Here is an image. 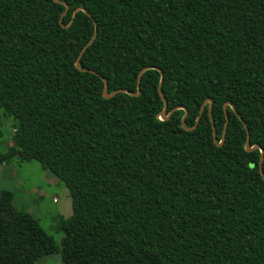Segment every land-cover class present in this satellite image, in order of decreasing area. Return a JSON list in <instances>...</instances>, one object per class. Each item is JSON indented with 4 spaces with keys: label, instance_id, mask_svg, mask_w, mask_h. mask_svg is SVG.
<instances>
[{
    "label": "trees",
    "instance_id": "16d2710c",
    "mask_svg": "<svg viewBox=\"0 0 264 264\" xmlns=\"http://www.w3.org/2000/svg\"><path fill=\"white\" fill-rule=\"evenodd\" d=\"M0 0V165L67 188L58 244L0 191V264H264V0ZM77 7L72 23L67 25ZM61 19V22H60ZM83 51L79 71L75 60ZM12 133L4 138L3 126ZM264 174V156L262 161Z\"/></svg>",
    "mask_w": 264,
    "mask_h": 264
},
{
    "label": "rangeland",
    "instance_id": "374dc122",
    "mask_svg": "<svg viewBox=\"0 0 264 264\" xmlns=\"http://www.w3.org/2000/svg\"><path fill=\"white\" fill-rule=\"evenodd\" d=\"M3 131L4 138H9L12 128L6 124ZM2 189L13 193L17 210L33 216L43 230L60 243L62 234L55 230L56 216L59 213L67 217L72 212L68 190L60 180L43 170L37 161L12 160L0 165V191ZM37 264L63 263L58 253H51L40 257Z\"/></svg>",
    "mask_w": 264,
    "mask_h": 264
},
{
    "label": "water",
    "instance_id": "95a60500",
    "mask_svg": "<svg viewBox=\"0 0 264 264\" xmlns=\"http://www.w3.org/2000/svg\"><path fill=\"white\" fill-rule=\"evenodd\" d=\"M55 1H58L60 2L61 4L65 5V10L63 11L62 14L66 13L67 9H68V5L64 2V1H59V0H55ZM78 10H81L83 12H85L89 17H91V15L86 11V9H84L83 7H77L75 8V10L73 11L72 13V17L69 21V23L67 25H63V27H68L72 21H73V18L75 17V14ZM60 22H61V19H60ZM94 23V32H93V35L92 37L90 38V40L80 49L78 55H77V58L75 60V67L79 70V71H88V72H91V73H95L97 74L103 81V89H102V96L104 98H110L112 96H114L115 94L117 93H120V92H124V93H127L129 95H133V96H137L139 95L140 93V78H141V74L149 69V68H155L154 66H146V67H143L139 72H138V75H137V80H136V88H137V91L136 92H133L131 90H127L125 88H118L112 92H108V84H107V81L105 80V78L103 76H101L100 74L96 73L94 70L92 69H88V68H82L80 66V58H81V55L83 53V51L87 48V46H89L92 41L94 40L95 36H96V31H97V23L96 21H93ZM159 72H160V80H159V83H158V87H157V91H158V94L160 95L162 101H163V108L162 110L160 111V113L158 114L159 118L162 119V120H165V119H168L169 116L172 114L173 111L177 110V109H184V114L182 115L181 117V125L184 129L186 130H192L195 128V126L197 125L198 121H199V118L201 116V113H202V110L204 108V105L206 103L209 104V116H210V120H211V126H212V139H213V142L216 144V145H221L225 139V133H226V128H227V124H228V113H227V110H226V106L229 105L232 109V111L238 116V118L240 119V121L242 122L243 124V127L245 128V132H246V140H245V150L246 151H252L254 149H259L260 151V156H259V173L264 181V174H263V170H262V161H263V156H264V150L263 148H261L258 144H253V145H250L249 143V140H250V133H249V130H248V127L247 125L245 124L244 120L239 116V114L237 113V111L235 110V107L232 103H230L229 101H226L223 105V108H224V116H225V121H224V126H223V129H222V134H221V139L219 141H217V138H216V130H215V126H214V123H213V120L211 118V99L207 98L204 100V102L202 103L201 107H200V110H199V113L196 117V120H195V123L193 126L191 127H186L185 124H184V120H185V117H186V114H187V111L185 110V108L183 106H175L173 107L171 110H169L167 112V101L165 99V97L162 95V91H161V86H162V80H163V73L160 69L156 68Z\"/></svg>",
    "mask_w": 264,
    "mask_h": 264
},
{
    "label": "crops",
    "instance_id": "0c3cea01",
    "mask_svg": "<svg viewBox=\"0 0 264 264\" xmlns=\"http://www.w3.org/2000/svg\"><path fill=\"white\" fill-rule=\"evenodd\" d=\"M53 198H56V197H53ZM57 201V200H56Z\"/></svg>",
    "mask_w": 264,
    "mask_h": 264
}]
</instances>
